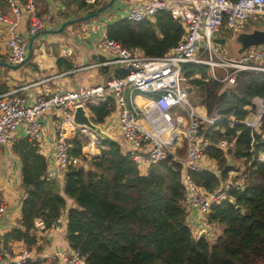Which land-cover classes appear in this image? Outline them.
<instances>
[{
  "label": "trees",
  "instance_id": "obj_1",
  "mask_svg": "<svg viewBox=\"0 0 264 264\" xmlns=\"http://www.w3.org/2000/svg\"><path fill=\"white\" fill-rule=\"evenodd\" d=\"M68 2L88 10L84 1ZM0 8L7 13L8 0H0ZM185 34L184 23L166 10L154 20L121 18L107 27L109 37L148 57L170 53ZM182 72L200 99L193 102L205 106L209 114L218 112L242 121L256 110L254 100L264 98V72H242L228 89L224 88L227 83L212 78L206 65L184 63ZM124 74L122 70L115 73L117 77ZM113 108L112 101L90 105L93 121L103 123ZM212 129H216L210 132L214 142L223 137L234 142L235 154L230 161L233 166L234 162L241 163L235 170L238 179L244 180L242 186L231 189L227 198L211 208L208 222L223 227L213 243L195 237L188 225L184 204L187 187L181 163L163 161L144 172L118 143L103 140L105 148L100 158L88 160L89 169L83 164L70 168L62 189L57 181L46 179L48 160L40 152L39 141L29 137L18 139L13 147L22 163L26 195L22 227L7 233L5 242L23 240L33 246L36 221L43 220L46 228L54 226L67 209L69 198L73 205L67 209L68 242L87 257L89 264H264V160L259 159L264 153V117L256 130L222 122ZM87 141L78 132L70 140L71 154L80 156ZM208 155L218 161L224 175L234 169L226 152L215 144L208 148ZM191 175L208 192L224 188V175L214 171Z\"/></svg>",
  "mask_w": 264,
  "mask_h": 264
},
{
  "label": "built area",
  "instance_id": "obj_2",
  "mask_svg": "<svg viewBox=\"0 0 264 264\" xmlns=\"http://www.w3.org/2000/svg\"><path fill=\"white\" fill-rule=\"evenodd\" d=\"M82 1L96 5L101 0ZM8 2L15 19L28 17L30 36L44 28L46 18L40 16L36 0H26L24 4L20 0ZM162 10L181 20L186 29L185 36L170 53L148 57L106 34L101 45L109 59L102 65L116 66L125 73L123 77L113 76L94 86L37 96L34 101L19 96L18 90L0 94V148L14 139L21 125L26 126L30 140L40 141L43 125L39 118L49 111H57L63 117L64 131L56 138L53 165L48 169L46 179L62 181L70 168L100 158L105 148L103 139L91 129L73 123L76 107L83 105L90 109V105L112 101L118 111L117 135L128 141L132 160L144 172L163 161L181 163L187 187L184 199L187 212L193 205L203 216L209 215L214 203L227 198L231 189H237L244 182L237 179L229 189L226 185L222 190L208 192L194 181L192 172L209 170L205 160L213 159L208 155L210 146L215 144L224 150L228 161L235 154L233 141L223 137L214 142L211 133L216 129L212 128L222 122L230 127L243 124L258 129L264 117V98L254 100L259 105L257 114H250L242 121L226 118L218 112L209 114L206 110L201 113L190 101L188 89L183 84L182 66L184 63L206 65L215 81L227 84H235L238 75L245 71L264 72V45L248 49L241 57L230 58L219 53L220 44L214 40L224 28L236 32L240 24L251 19L264 20V0H149L132 3L125 9L124 17L136 22L154 20ZM0 20L12 22L2 9ZM2 49L8 50L11 64H21L28 55V39L12 28L7 38L0 39V51ZM65 125L88 139L80 156L71 154ZM259 159L264 160L261 156ZM7 210L8 202L0 191V218ZM36 226L46 229L43 220L37 221ZM0 261L8 264L28 261L35 264H89L85 255L72 248L38 257L31 250L15 251L5 244H0Z\"/></svg>",
  "mask_w": 264,
  "mask_h": 264
},
{
  "label": "crops",
  "instance_id": "obj_3",
  "mask_svg": "<svg viewBox=\"0 0 264 264\" xmlns=\"http://www.w3.org/2000/svg\"><path fill=\"white\" fill-rule=\"evenodd\" d=\"M109 1L101 0L94 8L90 7L92 5L87 4L88 10L85 8L82 10L79 9L77 3H69L68 0H38L41 8H44L43 12L40 8L38 12H40V16L46 18L45 26L41 31L47 29L57 30L66 21L77 19L80 15L89 14V10H96ZM148 1L116 0L111 8L99 15V20H95L96 17L89 23L75 22L77 24L73 23L68 25L60 33L40 36L34 41L32 57L21 64H11L8 59V50L2 49L0 51V94L18 90L17 94L19 96L34 101L37 96H51L57 92L76 90L81 87H90L105 83L111 77L116 76V71H119L116 66L102 65V63L109 59L107 51L101 45V39L107 34V27L119 19L125 18V9L132 3ZM7 14L11 18L12 22L10 23L13 26L6 27L0 25V39L7 38L13 28L16 32L24 35L28 39L29 51V41L32 36L28 32V17L24 15L22 19L17 20L11 11H8ZM222 32L223 29L218 34V37L226 38L221 35ZM244 53L230 58L241 57ZM197 109L201 113L207 110L205 106L201 105H198ZM117 114L118 111H116L114 105L111 114L101 123L105 129L115 135L118 132H115L111 123L115 121L118 124ZM39 119L43 125L42 138L39 141L40 152L47 158L49 169L53 165L56 138L59 133L64 131L62 128L63 117L57 111L52 110L43 114ZM65 130L69 140H72L77 134V131L72 130L67 125H65ZM23 137H29L25 125L19 127L11 142L0 148V191L8 202V210L0 218V244L10 246L15 251L31 250L38 257H47L57 251L71 248L67 238V209L73 204L69 198L67 199V209L62 212L60 219L54 226L46 229H40L36 226L32 232L36 237V243L33 246H29L23 240H10L8 242L4 240V236L7 233L19 227L21 224L22 205L26 193L22 186V163L13 147L15 141ZM121 147L125 151H128V145ZM261 158L264 159V153L261 154ZM229 162L231 165L233 164L231 161ZM205 165L207 169L220 173V170L217 169L219 168L218 163L214 159L208 157L205 160ZM236 174L239 175V173ZM64 180L58 181L62 189ZM188 209V223L195 237L198 238L199 233L203 229L207 230L208 237L209 231L205 226L196 229L207 218L193 205ZM217 232L221 235L223 228L218 229ZM0 264H8V262L0 261Z\"/></svg>",
  "mask_w": 264,
  "mask_h": 264
},
{
  "label": "water",
  "instance_id": "obj_4",
  "mask_svg": "<svg viewBox=\"0 0 264 264\" xmlns=\"http://www.w3.org/2000/svg\"><path fill=\"white\" fill-rule=\"evenodd\" d=\"M115 1L116 0H110L109 2L105 3L104 5L98 7L93 13L83 15L77 19H72V20L66 21L57 30H50V29L48 30L47 29V30L40 31L36 35L32 36L30 41H29L28 55L25 58L24 62L28 61L32 57V55H33V44H34V41L38 37L45 35V34L60 33L68 25H71L75 22H80L83 20H88V19L98 17L99 15L104 13L107 9H109L115 3ZM0 25L6 26V27H12L13 26L12 23L1 21V20H0ZM214 40H215V42H217L220 45H226L229 42L226 38H221V37H216ZM235 40L237 41V43L239 45V54H242L252 47H258V46L264 45V29L258 28V29H254L251 32H240L237 35ZM72 121L76 126H78L80 128L91 129L97 136H99L103 140L114 141L123 147H126L128 145L130 148L128 141L122 135H114L111 132H109L108 130H105L101 124L94 122L92 117H91L90 110L87 109L83 105H79L76 107ZM129 148H128V150H129ZM84 166L86 169L90 168L88 164H85ZM63 189H64V187H63ZM21 227H22V225H19V228H21ZM206 237H207V230L203 229L199 233L198 238L199 239H206Z\"/></svg>",
  "mask_w": 264,
  "mask_h": 264
},
{
  "label": "rangeland",
  "instance_id": "obj_5",
  "mask_svg": "<svg viewBox=\"0 0 264 264\" xmlns=\"http://www.w3.org/2000/svg\"><path fill=\"white\" fill-rule=\"evenodd\" d=\"M37 1V6H38V9L40 8V10L43 12L44 11V8H41V5L40 3ZM100 3V1L96 4L98 5ZM95 5H92L90 6L91 8H94ZM10 11V9H9ZM40 13V12H39ZM41 15V14H40ZM59 15V14H58ZM81 16V15H80ZM78 16V17H80ZM96 18V17H95ZM95 18H92V19H88V20H83V21H80V22H77V23H89V22H92L93 19ZM95 20H99V16L95 19ZM75 23V24H77ZM238 30L236 32H234L233 30H230V29H227V28H224L223 29V32L221 33V35L225 36L226 39L229 41L228 44L226 45H218V51L221 55L223 56H227V57H237V55L239 54V45L237 43V41L235 40L236 37H237V33H240V32H251L253 31L254 29H264V23H260L259 20L257 19H251L249 20L248 22L246 23H242L238 26ZM235 34V35H234ZM237 34V35H236ZM43 36V35H42ZM251 49V48H250ZM249 49V50H250ZM218 72H220V70H218ZM184 86L188 89V92H189V98H190V101L192 102V104L197 107L198 105H196L194 102H193V99L197 100V101H200V99H198V94L197 92L192 89L189 84L187 83V81H184L183 82ZM232 87L231 84H225L224 88L225 89H228ZM259 109V105H256V110H253L252 111V114L251 115H254V114H257V111ZM112 127L113 129H115V132H118V129H119V126L117 125V123L115 121H113L112 123ZM228 161V160H227ZM229 162V161H228ZM218 163V162H217ZM230 163V162H229ZM241 163H236L234 162V166L233 164L231 165L234 169H230L228 170V175H224L223 174V168L222 166H220V164L218 163V167L217 169L220 170V173H218L219 176H223L224 175V185H228L226 186V189H229L228 187L234 183V181H236L238 179V174L237 171L235 170L238 165H240ZM209 215L206 216V218L208 217ZM204 223H208L207 219H204L203 220ZM201 223L199 225V227H196V229L202 227V226H205L208 231H209V235L207 237V241L210 242V243H213L215 241V238L220 234L217 232L218 229H222L223 227L222 226H219L218 224L216 223H208V224H204V223ZM189 225V223H188Z\"/></svg>",
  "mask_w": 264,
  "mask_h": 264
},
{
  "label": "bare ground",
  "instance_id": "obj_6",
  "mask_svg": "<svg viewBox=\"0 0 264 264\" xmlns=\"http://www.w3.org/2000/svg\"><path fill=\"white\" fill-rule=\"evenodd\" d=\"M140 101H142V100L140 99ZM262 111H264V109Z\"/></svg>",
  "mask_w": 264,
  "mask_h": 264
}]
</instances>
